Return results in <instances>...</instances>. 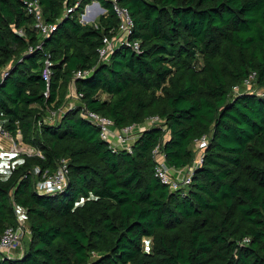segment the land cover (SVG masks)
Instances as JSON below:
<instances>
[{"label":"trees","instance_id":"16d2710c","mask_svg":"<svg viewBox=\"0 0 264 264\" xmlns=\"http://www.w3.org/2000/svg\"><path fill=\"white\" fill-rule=\"evenodd\" d=\"M28 1L0 0V128L37 152L0 175V236L16 207L29 231L22 257L0 264H264V96H231L251 72L264 89V0H118L139 52L121 47L106 63L98 49L118 26L109 0H96L106 14L95 25L78 19L93 0H38L55 26L45 39ZM72 84L81 97L66 108ZM83 107L118 130L152 117L162 124L144 129L131 152L113 151ZM203 137L189 185L160 183L153 150L184 169ZM61 159L66 188L36 193Z\"/></svg>","mask_w":264,"mask_h":264},{"label":"built area","instance_id":"2783aa9c","mask_svg":"<svg viewBox=\"0 0 264 264\" xmlns=\"http://www.w3.org/2000/svg\"><path fill=\"white\" fill-rule=\"evenodd\" d=\"M109 1L111 3L112 11L118 20V26L112 37H104L102 39V46L98 49V55L99 60L103 63L108 62L113 53L121 47L131 48L135 53L139 52V44L129 40V36L131 35L133 29V21L128 10L126 8L120 7L118 0ZM25 5L26 13L33 17L34 29L38 32L41 39H45L50 34V32L55 29V26L49 25L44 21L38 0H29L25 3ZM77 6L78 4H76L75 7ZM74 9L71 8L68 10L67 14H70ZM105 14L106 10L101 8L98 1L93 0L91 3L85 4L83 6L82 12L78 15V19L81 24H88V22L91 21L90 19L94 18L96 15L101 16ZM18 35L22 36L23 32L19 31ZM31 51L32 49H29V52ZM5 72H7V70L0 71V81L4 78ZM87 75V72L78 71L75 74V77L81 78ZM41 76L42 80L46 83V91L44 96L47 97L51 77L49 61L47 59L44 60ZM241 93H254L264 96V89L259 88L256 85L255 72L249 73L247 78L241 84L235 86L232 89L231 96H236ZM80 97L81 95H76L75 88L73 87V95L71 97L73 101L75 100L78 103ZM67 98L69 97L67 96ZM68 104L66 105V108H73L75 106ZM64 111L65 110L61 109L58 112H49V116L46 121L51 122L60 119V117L63 116ZM81 114L87 121H89L98 129L100 139L106 141L113 151L123 149L131 152L132 143L137 139L139 134L144 129L162 124V120H160L158 117H152L142 125H134L118 130L115 128L111 120L100 116L97 113L88 111L85 107L82 108ZM2 140L8 142L9 146H7V148H5L2 144ZM17 141L20 144L21 137L19 133H17L15 137H12L8 133L4 132L2 128H0V155L4 152L10 156L18 154L20 149ZM207 141L208 138L203 137L200 141L196 142L200 151L199 158L194 161L192 166L180 170L170 168L166 164L161 148L160 146H157L152 152V158L154 161V176L159 180L160 183L168 186L171 191H177L189 185L191 176L193 174V168L200 163L202 156L201 151L204 147H206ZM12 164L13 163L10 159L6 161V165L8 167H11ZM38 173L39 170L35 169L34 174L37 175ZM67 184V161L65 159H61L57 163L55 172L52 174H43L42 177L36 181L34 188L36 193L40 195H54L62 192L66 188ZM14 215V226L7 227L0 236V259H19L24 253L23 241L29 235L26 222V211L23 208L16 207L14 209ZM248 242L249 240L246 238L244 239L243 244H247Z\"/></svg>","mask_w":264,"mask_h":264},{"label":"rangeland","instance_id":"374dc122","mask_svg":"<svg viewBox=\"0 0 264 264\" xmlns=\"http://www.w3.org/2000/svg\"><path fill=\"white\" fill-rule=\"evenodd\" d=\"M99 17H101V16L96 15L94 18H91L90 19L91 21L88 22V24L95 25L96 22L98 21ZM71 95H73V87L72 86L69 87V93H68L67 96H69L71 98L72 97ZM68 103H71V100L69 98H68V101L65 103L64 106L66 107V105ZM48 116H49V113H48ZM48 116L45 117V120L48 118ZM4 142H5V140L2 141V144L4 145L5 148H7V146H9V145H8V143H4ZM17 144H18L19 149H20L18 154L14 155V156H10L9 154L4 152V153H2L0 155V173H5V172L8 173L11 170H13V168L15 167V163L18 161V157H20L19 155L32 156V155L37 154V152L35 150H33V149L29 148L28 146L24 145L22 142H20V144H19V142L17 141ZM192 149L194 150L195 161H196L199 158V156H200V151L198 149V144L195 143L193 145ZM8 159H10L12 161V163H13L11 167H8L6 165V161Z\"/></svg>","mask_w":264,"mask_h":264},{"label":"crops","instance_id":"0c3cea01","mask_svg":"<svg viewBox=\"0 0 264 264\" xmlns=\"http://www.w3.org/2000/svg\"><path fill=\"white\" fill-rule=\"evenodd\" d=\"M101 16H105V15H101ZM71 86L74 87L73 84H72ZM68 93H69V91H68ZM71 96H72V95H71ZM68 97H69V96H68ZM73 98H74V97H73ZM69 99L71 100V103H69V104H72V105H76V104H77V102H76L75 100L73 101L72 98L69 97ZM69 104H68V105H69ZM2 141H3V140H2ZM4 143H8V142L5 141ZM6 174H7V172H5V173H0V175H2V176H3V175H6Z\"/></svg>","mask_w":264,"mask_h":264}]
</instances>
